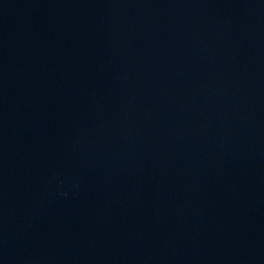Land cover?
I'll return each mask as SVG.
<instances>
[{
    "label": "water",
    "instance_id": "water-1",
    "mask_svg": "<svg viewBox=\"0 0 264 264\" xmlns=\"http://www.w3.org/2000/svg\"><path fill=\"white\" fill-rule=\"evenodd\" d=\"M0 264H264V0H0Z\"/></svg>",
    "mask_w": 264,
    "mask_h": 264
}]
</instances>
